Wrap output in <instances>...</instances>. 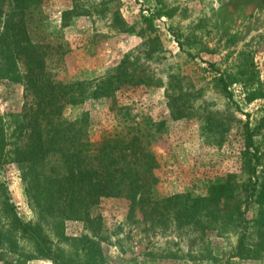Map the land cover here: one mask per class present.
Returning <instances> with one entry per match:
<instances>
[{
	"label": "rangeland",
	"instance_id": "1",
	"mask_svg": "<svg viewBox=\"0 0 264 264\" xmlns=\"http://www.w3.org/2000/svg\"><path fill=\"white\" fill-rule=\"evenodd\" d=\"M24 19L18 36L41 49L51 81L94 88L118 66L134 74L61 115H84L94 143L145 135L154 164L122 160L142 186L133 204L126 190L78 220L46 207L50 159L32 163L29 149L51 125L12 47L0 66V264H54L31 232L59 264H264V0H46Z\"/></svg>",
	"mask_w": 264,
	"mask_h": 264
},
{
	"label": "trees",
	"instance_id": "2",
	"mask_svg": "<svg viewBox=\"0 0 264 264\" xmlns=\"http://www.w3.org/2000/svg\"><path fill=\"white\" fill-rule=\"evenodd\" d=\"M43 1L46 0H0V66H3L4 60L10 58L12 47L20 49L18 58L23 55L32 66L26 76L38 84L37 109L43 115L42 120H48L47 123L51 127L44 131V134L40 130L36 133V140L29 149L31 152L29 160L42 164L50 159L49 163H46L47 170L38 181L44 190L40 193L43 195L44 204L52 209L56 206L60 209L63 207L65 210L61 209L62 218L76 220L87 216L88 210L102 199L120 197L126 190V198L133 204L142 186L138 172L125 166L122 160L132 155L143 161L147 169H151L154 161L148 147L144 146L146 136L135 134L134 131H131L133 133L131 134L129 131L123 136L117 135L94 143L87 132H84V126L88 128V121L84 115L68 122L62 119L61 111L66 105L82 103L84 94L94 99L111 96L121 85L129 83L134 74L118 66L112 74L95 81L94 88H87L83 82L67 84L51 81L46 77L41 49L33 47L29 42L23 45L22 39L18 36L25 35V13L38 9ZM3 5L10 11L9 13L3 10ZM12 12L21 16L18 24L13 22ZM9 33H13V41L8 40ZM258 133V128L255 127L249 136V147L253 148L256 160L258 149L252 144V140ZM51 159L53 162L50 164ZM216 193L212 199L214 202H218L224 196L222 187H217ZM17 226L25 227L21 223ZM24 235L33 241L39 256L53 259L54 264L62 262V257L51 251L49 244L43 242L33 232ZM245 239L246 235L241 234L234 256L241 257L245 254L247 250Z\"/></svg>",
	"mask_w": 264,
	"mask_h": 264
}]
</instances>
